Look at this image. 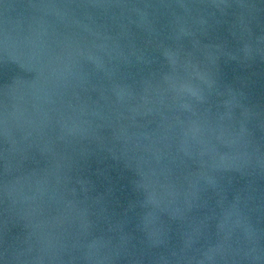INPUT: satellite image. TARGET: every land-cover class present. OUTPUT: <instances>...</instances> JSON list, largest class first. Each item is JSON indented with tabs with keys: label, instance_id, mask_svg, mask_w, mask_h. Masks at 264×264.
I'll list each match as a JSON object with an SVG mask.
<instances>
[{
	"label": "water",
	"instance_id": "1",
	"mask_svg": "<svg viewBox=\"0 0 264 264\" xmlns=\"http://www.w3.org/2000/svg\"><path fill=\"white\" fill-rule=\"evenodd\" d=\"M0 264H264V0H0Z\"/></svg>",
	"mask_w": 264,
	"mask_h": 264
}]
</instances>
